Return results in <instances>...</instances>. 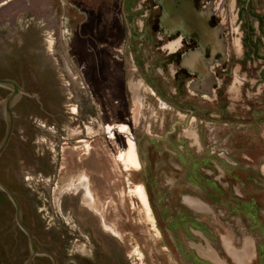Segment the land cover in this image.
Returning a JSON list of instances; mask_svg holds the SVG:
<instances>
[{
  "label": "rangeland",
  "instance_id": "374dc122",
  "mask_svg": "<svg viewBox=\"0 0 264 264\" xmlns=\"http://www.w3.org/2000/svg\"><path fill=\"white\" fill-rule=\"evenodd\" d=\"M6 2L0 74L35 98L15 133L40 137L29 147L37 238L59 235L57 225L44 230L42 175H58L50 206L59 216V194L82 177L77 159L90 157L95 209L124 253L119 264H264V0ZM186 13L217 36L218 54H204L217 78L213 103L188 91L180 52L169 51L192 22ZM66 105L73 115L48 116ZM83 114L93 150L72 143L84 137L74 121ZM129 140L135 158L122 156ZM244 240L251 257L238 263L229 252Z\"/></svg>",
  "mask_w": 264,
  "mask_h": 264
},
{
  "label": "flooded vegetation",
  "instance_id": "af4514ba",
  "mask_svg": "<svg viewBox=\"0 0 264 264\" xmlns=\"http://www.w3.org/2000/svg\"><path fill=\"white\" fill-rule=\"evenodd\" d=\"M175 34L178 32H169L165 35ZM180 37V45L173 47V51L180 52L179 66L181 69L183 56L188 51L197 49V42L195 40V43L191 45V37L188 42L186 35ZM182 71L185 73L184 70ZM187 76L190 77L189 80L194 77L189 74ZM0 80L6 82L5 87L0 86V264H33L36 259L43 260V264H119L124 253L120 245L113 239L111 231L105 226L104 217H101L95 209L98 199L91 191L92 175L95 177L98 175L95 162L89 157L90 154H82L89 157V160L83 158V160L89 161L88 165L83 164L79 159L76 161L81 164L77 173L82 177L59 194V216L51 214L50 206L52 199L50 194H53L52 187L57 184L58 175L53 174L48 178L42 175V178L48 182L45 185L49 191L43 195L47 196L44 199L46 203L44 210L47 212L42 216L44 230L49 232L48 227L57 225L58 237L44 235L40 241L31 230L29 226V182L32 178H29V147L34 145L33 148L37 149L40 137H17L15 128L18 118H28L27 104L29 99L34 98V95L27 92L24 85L9 76L0 74ZM15 91L20 92V96L7 111L5 104ZM18 105L22 106L20 112L17 110ZM66 106L68 107L64 114L57 113V115L49 114L48 116L55 119L58 116L65 118L64 116L67 114L73 115L71 106ZM84 116L83 114L82 117L74 119L78 123L77 128L80 133L84 134V137L74 140L72 143L78 145L75 149H83L90 145L89 149L93 150L91 145L97 140L96 137H87V129L92 131V128L84 125ZM86 124L91 123L86 121ZM9 125L10 136L7 138L6 133ZM59 138L66 139L57 137V140ZM108 138L106 137V139ZM123 138L125 147L126 137ZM48 143L57 146V143H51L49 140ZM65 144L61 142V145ZM41 181L43 182V180ZM72 227L76 229H72ZM29 232L36 253L30 262L32 252L29 244ZM46 232L45 234H47ZM79 248L84 249L87 253H82L84 250L78 251Z\"/></svg>",
  "mask_w": 264,
  "mask_h": 264
},
{
  "label": "crops",
  "instance_id": "0c3cea01",
  "mask_svg": "<svg viewBox=\"0 0 264 264\" xmlns=\"http://www.w3.org/2000/svg\"><path fill=\"white\" fill-rule=\"evenodd\" d=\"M183 9H186V7L184 6ZM185 15L187 19L191 17V13H186ZM191 20L192 22L189 23L186 29H184V32L187 36V42L192 35L196 36L197 49L188 51L183 56L181 63V69L184 70L185 73L194 76L191 80H189L186 88L193 96H197L213 103L217 100V78L215 74L209 70L204 54L206 51L218 54L219 47L217 43V36L214 32L211 33V31L206 30L203 24L204 19H202V17L192 16ZM163 23L166 24V21L164 20ZM179 31H182V29L178 28L171 32L177 33ZM173 50V47L170 46L169 51ZM135 90L136 89L134 88V94L138 91ZM125 151L126 155L122 154V156L124 155L123 157L135 158V145L131 140L127 142V148ZM251 250L250 242L248 240H244L242 243H239L238 250L234 249L233 251H230L229 255L235 262L242 263L251 257Z\"/></svg>",
  "mask_w": 264,
  "mask_h": 264
},
{
  "label": "water",
  "instance_id": "95a60500",
  "mask_svg": "<svg viewBox=\"0 0 264 264\" xmlns=\"http://www.w3.org/2000/svg\"><path fill=\"white\" fill-rule=\"evenodd\" d=\"M6 82H4V81H1L0 80V86H3V87H5L6 85ZM19 96H20V92H18V91H15V93L8 99V101L6 102V104H5V109L7 110V111H9V109L11 108V106L13 105V104H15V102L17 101V99L19 98ZM10 136V125H9V127H8V130H7V133H6V137L8 138ZM7 140V139H6ZM29 244H30V250H31V252H32V256H31V258L29 259V262L32 260V258H33V256L34 255H36V253H35V250H34V248H33V242H32V238H31V234H30V232H29Z\"/></svg>",
  "mask_w": 264,
  "mask_h": 264
},
{
  "label": "bare ground",
  "instance_id": "6f19581e",
  "mask_svg": "<svg viewBox=\"0 0 264 264\" xmlns=\"http://www.w3.org/2000/svg\"><path fill=\"white\" fill-rule=\"evenodd\" d=\"M137 196H139L142 199V196L138 193Z\"/></svg>",
  "mask_w": 264,
  "mask_h": 264
}]
</instances>
